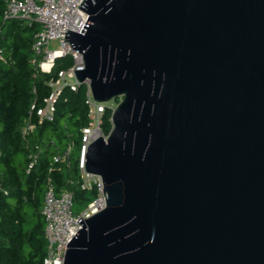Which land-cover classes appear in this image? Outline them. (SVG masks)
<instances>
[{"label":"water","instance_id":"95a60500","mask_svg":"<svg viewBox=\"0 0 264 264\" xmlns=\"http://www.w3.org/2000/svg\"><path fill=\"white\" fill-rule=\"evenodd\" d=\"M65 41L120 99L64 264H264V0H84Z\"/></svg>","mask_w":264,"mask_h":264},{"label":"trees","instance_id":"16d2710c","mask_svg":"<svg viewBox=\"0 0 264 264\" xmlns=\"http://www.w3.org/2000/svg\"><path fill=\"white\" fill-rule=\"evenodd\" d=\"M5 3L0 0V264H43L46 241L41 207L47 179L57 193L70 191L75 205L87 207L97 197L96 190L81 189L76 165L80 130L88 123L87 88L83 84L77 92L64 90L54 121L22 137L31 103L47 96V82L72 62H56L50 74L38 71L32 59L40 27L21 19L3 20ZM111 114L112 109L106 108L102 116L105 135L112 128ZM64 141L74 142L71 169L49 158L52 148L56 154L63 151Z\"/></svg>","mask_w":264,"mask_h":264},{"label":"built area","instance_id":"2783aa9c","mask_svg":"<svg viewBox=\"0 0 264 264\" xmlns=\"http://www.w3.org/2000/svg\"><path fill=\"white\" fill-rule=\"evenodd\" d=\"M83 1L6 0L3 20L21 19L29 24L34 22L40 27L39 32L35 34L34 58L32 59L38 71L50 74L56 62H64L65 59L72 62L70 67L59 70L47 82L50 89L49 94L40 102L34 100L31 103L21 130L23 138H27L38 126L54 121L57 103L64 90L77 92L81 86L76 79L75 71L85 68L83 54L74 50L70 43L65 41V33L68 30L81 33L89 17L88 13L79 8ZM55 42L59 44V47L50 48V45ZM83 84L87 88L88 123L80 130L79 155L76 165L80 174L81 189H94L97 197L80 214H75L73 194L68 190L57 193L54 183L50 178L47 179L41 207L46 241L43 264H64L67 244L82 227L78 223L79 219L81 218L82 221L89 219L106 208L103 181L100 176L86 172L85 156L93 141L100 137L107 139L108 135L102 131V116L106 108L113 111L114 106L108 105L109 102H96L92 97L89 80ZM73 148L74 142L69 141L66 149L54 155V162L62 163L67 169H71Z\"/></svg>","mask_w":264,"mask_h":264},{"label":"rangeland","instance_id":"374dc122","mask_svg":"<svg viewBox=\"0 0 264 264\" xmlns=\"http://www.w3.org/2000/svg\"><path fill=\"white\" fill-rule=\"evenodd\" d=\"M59 47V44L57 43V42H55V43H52L51 45H50V48H52V49H56V48H58ZM118 101H120V99H115V100H113V101H110L109 103H108V105H110V106H114V108L117 106V104H118ZM62 123V122H61ZM54 140V139H53ZM55 142H56V140H55ZM60 149H66V147H67V143H66V141H64L61 145H60ZM55 151H56V149H54V148H52L50 151H49V158L50 159H52L53 157H54V155L56 154L55 153ZM86 207H84V206H81V205H79V204H74V213L75 214H80L84 209H85ZM27 211H29V210H27Z\"/></svg>","mask_w":264,"mask_h":264}]
</instances>
